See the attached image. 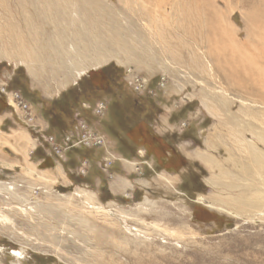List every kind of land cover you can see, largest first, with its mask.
Segmentation results:
<instances>
[{
  "label": "rangeland",
  "instance_id": "1",
  "mask_svg": "<svg viewBox=\"0 0 264 264\" xmlns=\"http://www.w3.org/2000/svg\"><path fill=\"white\" fill-rule=\"evenodd\" d=\"M56 1L59 24L48 0H0V83L8 68L24 67L33 88L52 89L57 117L56 106L67 104L74 119L82 103L96 101L106 104L102 117H132L123 112L133 107V117L155 119L181 107V123L195 126L197 152L209 160L186 167L181 194L177 180L160 173L129 187L121 204L101 203L84 186L57 190L36 203H51L48 215L0 191V264H264V66L256 61L264 53V0ZM234 62H248L247 70ZM107 66L115 68L108 81L97 74ZM131 76L145 78L155 96L134 91ZM18 84L33 96L28 79ZM87 118L107 135L103 119ZM107 136L103 148L75 161L90 180L117 151Z\"/></svg>",
  "mask_w": 264,
  "mask_h": 264
},
{
  "label": "crops",
  "instance_id": "2",
  "mask_svg": "<svg viewBox=\"0 0 264 264\" xmlns=\"http://www.w3.org/2000/svg\"><path fill=\"white\" fill-rule=\"evenodd\" d=\"M17 72H21V77L17 78ZM5 73L6 76L3 81L1 80L0 89L6 88V90L18 92L31 105L33 117L31 119L32 126L25 124L26 119L22 112L17 108L13 109L11 105H14L9 104L8 99L0 94V191L7 194L10 199H15L18 195H21L22 199L27 198L35 205V209L40 211L42 209L47 215L51 212V203L46 205L36 203H41L46 199L52 201L56 197L53 193L57 190L70 192L73 187L84 186L91 190L101 203L114 200L121 204L122 196L130 193L129 187L135 183L139 184L140 180L149 181L154 175L160 173L174 177L177 180L175 186L181 194V175L186 169L184 167L181 169V157L187 165L200 166V160H209V153L197 152L199 146L195 145L192 139H181V135L185 132L195 138L194 131L196 134V129L195 126L190 125L189 127L185 122L181 123V120L187 117H181L180 107L167 117H155V119L145 121L154 135L171 143L180 163L176 171L156 168L155 160L148 156L144 149L122 154L113 150L106 157L110 160V165L104 168L101 162L97 167L99 170L97 178L90 180L89 177H85L88 170L82 175L79 172V165H75L77 164L75 161L86 157L84 151L87 152V149H81L78 152L69 150L60 160L54 157L47 146L42 143L41 138L47 136H53L59 142L55 134L60 131V127L45 113L47 103L53 100L52 89L38 88L37 86L33 88L30 85V77L22 66L10 67ZM27 79L29 81L28 93L33 94V96H29L31 100L23 96L26 92L23 94V89L18 84L21 81L24 85ZM16 84L18 85L15 86ZM123 125L124 123L119 128L120 137L124 135L121 132L125 128ZM132 128L131 124L129 129L132 130ZM104 137L105 141H108L106 134ZM143 171L145 173L148 171L147 176L142 174ZM9 186L12 189H8ZM102 189L106 190L104 193L107 192L106 195L109 196V199H104ZM134 192L133 190L132 195H135ZM7 205L15 207L12 203ZM17 205L19 204L17 203ZM14 212L15 208L8 215L13 216ZM29 257L33 261L54 260L50 256L37 253H29Z\"/></svg>",
  "mask_w": 264,
  "mask_h": 264
},
{
  "label": "trees",
  "instance_id": "3",
  "mask_svg": "<svg viewBox=\"0 0 264 264\" xmlns=\"http://www.w3.org/2000/svg\"><path fill=\"white\" fill-rule=\"evenodd\" d=\"M114 69L115 68L113 66H107L105 68L98 70L97 74L106 75V76L109 75V77L107 78L108 81L110 75L114 73L115 71ZM18 73L19 74L17 78L21 77V73L20 72ZM18 83H21V81H19ZM22 92L23 94L25 93L24 90H22ZM116 102L117 101H115V103L113 104L116 105ZM133 104L137 105L138 103L134 102ZM89 105L92 106L93 104H89ZM54 107H55L54 103H48L45 107V113H47L52 118L53 122H55L58 127H60L59 129L60 131H58L55 134L56 138L60 140L65 135V133L69 131L72 124L74 123V119L73 117H69V113L66 112V108H68L67 104H65L64 107L60 106L61 108L59 106H56L57 112L64 118L57 117ZM78 110H81L80 112L83 114L85 120L88 121L87 117L93 118L90 114V110H83L82 108H78L75 111ZM133 113H134V109L133 107H131L128 112L124 111L123 115L132 116V117L120 116V117L102 118L103 122L101 124V127L105 129L107 135L112 137L115 140V142L118 143L117 152L122 154V153H128L130 151L135 152L137 149H144L148 154V156H151L155 160L156 168H164L167 171H176L178 166H180L179 165L180 163L178 160L179 158L174 148L172 147L171 143L166 142L165 139L159 138L156 135H154L151 129L145 123V121L152 120L153 117H148V115H145L144 117H133ZM123 123H124L123 127L125 128H123L124 131L121 132H123L124 135L120 137L119 128ZM131 124L133 125L132 130L129 129V126ZM172 138L174 137L172 136ZM186 138L192 139L193 142L195 143L194 141L195 138L192 137V135L188 132H185L181 135V139H186ZM71 151L78 152L81 150L72 149ZM187 166L188 165L185 163V161H183L181 157V169H183V167L186 168Z\"/></svg>",
  "mask_w": 264,
  "mask_h": 264
},
{
  "label": "built area",
  "instance_id": "4",
  "mask_svg": "<svg viewBox=\"0 0 264 264\" xmlns=\"http://www.w3.org/2000/svg\"><path fill=\"white\" fill-rule=\"evenodd\" d=\"M134 77V76H133ZM132 76L128 79L127 84L132 86L134 91H143L146 95L155 96V92L149 87L145 78ZM130 80V81H129ZM164 85V80L161 79L159 87ZM0 94L6 97L7 102L12 103L14 106L22 112L23 117H25V124L31 125L32 111L31 105L25 101L18 92L6 90V88L0 89ZM142 94V93H141ZM83 110H90L92 117L103 118L104 110L106 111V104L102 101H96L92 106L89 104H82ZM80 116L82 119L78 120L76 117ZM88 121L85 120L81 112L77 113L74 117V123L65 135L59 140V142L53 136L42 137V143L47 146L52 155L60 160L65 156V153L72 149L84 148V149H99L105 146L104 137L94 129L93 126H89ZM109 155V154H108ZM103 167L107 168L110 165V160L108 158L103 159ZM87 169L83 163L79 169L80 174L84 175ZM13 255V254H12Z\"/></svg>",
  "mask_w": 264,
  "mask_h": 264
},
{
  "label": "bare ground",
  "instance_id": "5",
  "mask_svg": "<svg viewBox=\"0 0 264 264\" xmlns=\"http://www.w3.org/2000/svg\"><path fill=\"white\" fill-rule=\"evenodd\" d=\"M37 1H40V2H41V0H37ZM211 2H212V1H211ZM214 2H215V1H214ZM47 3H49V5H52V6H53V7L51 8V12H52V10H53V14H54L53 22L56 23V24H59L60 20H57V18H56L55 16H57V11H58L59 14L61 13V10H62V9H61V5H60L56 0H48V2H46V4H47ZM200 3L206 6V2H205V1L197 0V4H196L194 7H198V5H199ZM211 4H212V3H210V5H211ZM237 4H238V3H237ZM57 5H58V6H57ZM79 5H81V2H80ZM211 6H212V5H211ZM47 11H48V15H50L51 12L49 11V8H48ZM176 14H177V15H181L179 12H177ZM185 15H186V20H189V19L191 18L190 15H188V14H185ZM198 15H199V14H198ZM182 18H183V21H184L185 19H184L183 16H182ZM255 19H256V18H255ZM180 20H181V18H180ZM249 24H250V23H249ZM253 26H254V25H253ZM254 28H255V27H254ZM215 29H216V28H215ZM215 29H214V32L216 31ZM253 31H254V30H253ZM209 32H211V31H205V32H203V36L205 35L204 38H205V41H206V42H211L210 39H211V38H214V37H211V34H210ZM250 33H251V32H250ZM250 33H249V34H250ZM254 33H255V32H254ZM208 34H210V36H208ZM252 42H253V41H252ZM250 43H251V42H250ZM250 43H249V44H250ZM240 45H241V44H240ZM236 46H237V45H236ZM244 46H245V45H244ZM92 47H93V46H92ZM220 47H222V46H220ZM223 49H224V48H223ZM223 49H222V50H223ZM222 50H221V51H222ZM222 52H225V51H222ZM222 52H221V53H222ZM240 52H241V50H240ZM222 54H223V53H222ZM225 54H226V53H225ZM225 54H224V56H225ZM229 54H230V53H229ZM233 54H234V53H233ZM236 54H237V53H236ZM240 55H241V53H240ZM229 56H231V55H229ZM234 56H235V54H234ZM238 56H239V54H238ZM228 58H229V57L227 56V59H228ZM231 58H232V57H231ZM231 58H230V59H231ZM235 58H236V57H235ZM241 58H242V57H241ZM241 58L238 57V59H241ZM257 59H258V60H256V61L260 64V66H264V53H263V52L261 53V55H258V56H257ZM228 60H229V59H228ZM234 60H235V59H234ZM230 62H232V61H230ZM241 62H242V61H241ZM241 62H240V63H241ZM248 62H249V61H248ZM248 62H247V63H248ZM240 63H238V65H239V66H238V65H237V62H236V64H235V62H234V64L237 65V66H236V67H237L236 69H239V70H243V69H244V70H245V67H247V63H246V64L244 63L245 65H244L243 63H242V64H240ZM250 63H251V62H250ZM234 64H233V65H234ZM251 66H252V64H251ZM231 68H235V67L231 66ZM249 68H252V67H249ZM234 70H235V69H234ZM239 70H238V71H239ZM246 70H247V69H246ZM246 70H245V71H246ZM236 71H237V70H236ZM255 71H256V70H255ZM236 73H237V72H236ZM247 73L249 74L250 72L248 71ZM252 73H253V72H252ZM248 74H244V77H247V79H248V81H246V82H249V80H250V81L254 80V81H255L254 83L257 84V85L259 86V84L261 83L260 80H259L258 78H253L255 75H253V76H249ZM250 74H251V73H250ZM233 75H234V74H233ZM235 75H237V74H235ZM238 75H239V74H238ZM230 76H231V75H230ZM236 77H237V76H236ZM255 77H257V76H255ZM225 79H226V78H225ZM231 79H232V77H231ZM231 79H230V80H231ZM226 80H227V79H226ZM236 80H237V79H236ZM231 81H232V80H231ZM233 81H234V80H233ZM240 82H241V81H240ZM239 84H240V83H239ZM249 84H250V83H249ZM249 84H248V86L245 85L244 88H246V92H247L248 94H251V93H250V92H251V91H250L251 87H250ZM252 85H254V84H252ZM252 85H251V86H252ZM257 85H256V86H257ZM240 86H241V85H240ZM256 86H255V87H256ZM260 86H262V85H260ZM263 87H264V86H263ZM260 88H261V87H260ZM258 89H259V88H258ZM262 89H263V88H262ZM263 90H264V89H263ZM259 93H260V92H259ZM258 97H259V96H258ZM258 99H261V100L264 102V96H263V94H262V98L259 97ZM261 100H260V102H261ZM262 153H263V152H262ZM258 156H259V155H258ZM261 159H262V158H261ZM262 160H263V159H262Z\"/></svg>",
  "mask_w": 264,
  "mask_h": 264
}]
</instances>
